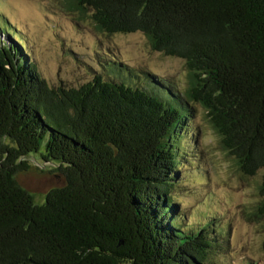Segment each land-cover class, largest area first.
Returning a JSON list of instances; mask_svg holds the SVG:
<instances>
[{"label": "trees", "instance_id": "1", "mask_svg": "<svg viewBox=\"0 0 264 264\" xmlns=\"http://www.w3.org/2000/svg\"><path fill=\"white\" fill-rule=\"evenodd\" d=\"M59 1L100 34L142 33L186 78L99 56L52 86L0 27L16 37L0 45V264H219L221 230L184 223L173 192L199 106L235 168L260 173L248 216L264 223V0ZM32 153L64 179L41 204L17 179Z\"/></svg>", "mask_w": 264, "mask_h": 264}, {"label": "rangeland", "instance_id": "2", "mask_svg": "<svg viewBox=\"0 0 264 264\" xmlns=\"http://www.w3.org/2000/svg\"><path fill=\"white\" fill-rule=\"evenodd\" d=\"M60 5L59 0H0V27H12L25 39L50 85L77 86L89 80L94 71L102 70L95 61L99 56H115V61L135 72L144 69L184 83L183 60L151 50L142 33L100 34L88 20L71 16ZM15 38L0 31V45L13 46ZM191 125L187 162L179 166L184 178L173 192L184 223L212 222L215 231H223H219L225 238L219 264H264V223L248 216L258 199L260 173L246 177L235 168L199 106ZM22 158L31 168L17 179L41 204L48 189L63 184V176L55 164L40 160L38 153Z\"/></svg>", "mask_w": 264, "mask_h": 264}]
</instances>
